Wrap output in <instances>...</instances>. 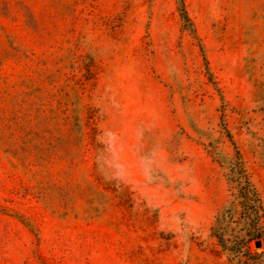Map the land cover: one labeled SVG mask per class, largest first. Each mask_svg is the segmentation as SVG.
Returning <instances> with one entry per match:
<instances>
[{
	"label": "rangeland",
	"instance_id": "1",
	"mask_svg": "<svg viewBox=\"0 0 264 264\" xmlns=\"http://www.w3.org/2000/svg\"><path fill=\"white\" fill-rule=\"evenodd\" d=\"M236 152L264 209V0H0V264H235Z\"/></svg>",
	"mask_w": 264,
	"mask_h": 264
},
{
	"label": "trees",
	"instance_id": "2",
	"mask_svg": "<svg viewBox=\"0 0 264 264\" xmlns=\"http://www.w3.org/2000/svg\"><path fill=\"white\" fill-rule=\"evenodd\" d=\"M179 11L183 22L191 25L182 3ZM229 172V179L234 183V191L231 192L232 198L228 206L217 214L215 224L211 227L212 234L220 246L235 259V264L263 263L264 253H252L248 244L255 235H261L260 223L264 218V209L255 187L242 167L238 152L235 159L230 162ZM236 208H238L236 224H240L237 230L229 226V219Z\"/></svg>",
	"mask_w": 264,
	"mask_h": 264
}]
</instances>
